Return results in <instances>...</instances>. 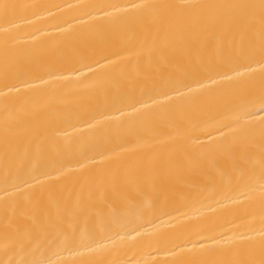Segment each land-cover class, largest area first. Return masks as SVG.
Listing matches in <instances>:
<instances>
[{
    "label": "bare ground",
    "instance_id": "6f19581e",
    "mask_svg": "<svg viewBox=\"0 0 264 264\" xmlns=\"http://www.w3.org/2000/svg\"><path fill=\"white\" fill-rule=\"evenodd\" d=\"M0 264H264V0H0Z\"/></svg>",
    "mask_w": 264,
    "mask_h": 264
}]
</instances>
